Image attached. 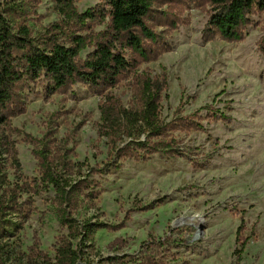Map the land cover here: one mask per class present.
I'll use <instances>...</instances> for the list:
<instances>
[{
  "label": "rangeland",
  "instance_id": "obj_1",
  "mask_svg": "<svg viewBox=\"0 0 264 264\" xmlns=\"http://www.w3.org/2000/svg\"><path fill=\"white\" fill-rule=\"evenodd\" d=\"M99 5L101 0H82L76 7L83 14ZM22 10L19 18L34 35L60 19L51 0ZM250 19L239 42L207 40L208 6L158 0L147 21L159 37L158 59L139 64L111 90L129 107L135 73L166 77L161 119L180 127L173 136L185 156L159 153L148 161L120 160L105 170L107 139L99 136L103 96L84 84L48 94L31 83L24 92L25 112L0 127L1 181L12 188L27 185L19 200L23 216H9L15 226L4 242L3 264H43L31 255L34 244L39 241L40 250L54 259L69 235L53 204V188L41 195L29 190L40 173L28 136L41 139L49 132L69 160L86 164L82 175L95 171L90 179L100 183L98 198L82 194L74 214L81 225L95 228L85 260L136 264L146 249L142 245L151 241L149 264H264V12ZM238 238L249 239L241 260L235 254Z\"/></svg>",
  "mask_w": 264,
  "mask_h": 264
},
{
  "label": "trees",
  "instance_id": "obj_2",
  "mask_svg": "<svg viewBox=\"0 0 264 264\" xmlns=\"http://www.w3.org/2000/svg\"><path fill=\"white\" fill-rule=\"evenodd\" d=\"M37 1L0 2V127L10 126L13 117L25 112L24 92L31 83H40L48 94H65L76 84H84L91 93L103 96L99 107V136L107 139L105 170L117 167L120 160L148 161L159 153L174 158L185 156L181 142L173 136L180 127L161 119L166 77L152 79L148 74L135 73L129 107L111 92L139 64L158 59L159 37L147 22L158 0H101L102 5L83 14L76 7L82 0H51L60 19L34 35L19 17L24 5ZM198 1L208 6L209 20L203 33L207 40L239 42L252 23L250 17L264 12V0ZM97 26H105V29L96 32ZM85 51L90 52L82 58ZM191 124L187 128H194ZM28 138L35 146L33 155L40 173V178L30 183L29 190L41 195L53 188V204L62 226L69 232L67 238H62L54 259L40 250L39 241L31 248V255L43 264H95L84 259L86 242L93 240L95 228L90 222L81 225L74 216L82 203V194L86 193L90 200L98 198L100 191L95 190L100 183L90 179L95 171L82 175L86 164L69 160L57 149L58 141L50 132L41 139ZM2 176L0 163V264L6 254L4 242L15 226L9 216H23L19 200L20 194L27 192V185L17 184L12 188L9 181H1ZM243 222L241 219L238 237L243 232ZM118 228H124V222ZM169 239L165 238L164 242ZM237 241L240 249L235 254L241 260L249 239L238 238ZM151 244L154 242L142 245L146 249L142 250L136 264L150 263L147 256L152 254ZM121 262L119 258L109 260L112 264Z\"/></svg>",
  "mask_w": 264,
  "mask_h": 264
}]
</instances>
